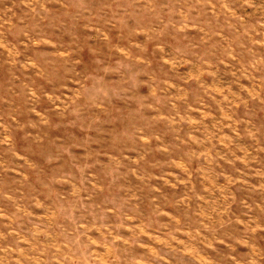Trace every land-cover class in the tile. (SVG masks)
I'll use <instances>...</instances> for the list:
<instances>
[{"label": "rangeland", "instance_id": "1", "mask_svg": "<svg viewBox=\"0 0 264 264\" xmlns=\"http://www.w3.org/2000/svg\"><path fill=\"white\" fill-rule=\"evenodd\" d=\"M235 8L0 0V264H264Z\"/></svg>", "mask_w": 264, "mask_h": 264}, {"label": "crops", "instance_id": "2", "mask_svg": "<svg viewBox=\"0 0 264 264\" xmlns=\"http://www.w3.org/2000/svg\"><path fill=\"white\" fill-rule=\"evenodd\" d=\"M238 18H233V24L236 26H256L259 23L264 24V0H237V9L235 8ZM252 50V49H251ZM249 50L240 52L237 58L233 57V64H239V69L233 71V74H236L239 89L247 91V97L251 92L259 95V98L255 97L253 99H247L246 101L240 100L239 102V112L242 108L247 107V116H242V114L238 115V119L235 122L238 123V135L241 139H248L249 142L253 140H260L264 138V113H262L263 109H255L256 107L264 108V77L260 78L257 76L264 75V60L261 59L260 63H257L255 60L248 61V66L245 68H241V63L247 59L255 58V54L261 53L260 55H264V50ZM237 60V61H236ZM252 65V66H251ZM236 83V82H235ZM241 99V98H240ZM245 103V104H244ZM241 107V108H240ZM244 114V113H243ZM252 154H260V151H249Z\"/></svg>", "mask_w": 264, "mask_h": 264}]
</instances>
